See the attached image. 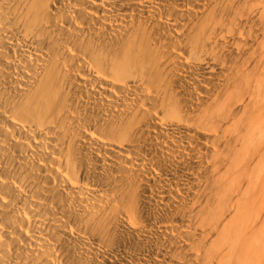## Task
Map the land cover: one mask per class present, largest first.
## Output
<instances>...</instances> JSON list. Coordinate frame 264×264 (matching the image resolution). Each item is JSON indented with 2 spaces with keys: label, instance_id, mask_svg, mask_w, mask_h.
Segmentation results:
<instances>
[{
  "label": "bare ground",
  "instance_id": "bare-ground-1",
  "mask_svg": "<svg viewBox=\"0 0 264 264\" xmlns=\"http://www.w3.org/2000/svg\"><path fill=\"white\" fill-rule=\"evenodd\" d=\"M0 264H264V0H0Z\"/></svg>",
  "mask_w": 264,
  "mask_h": 264
}]
</instances>
